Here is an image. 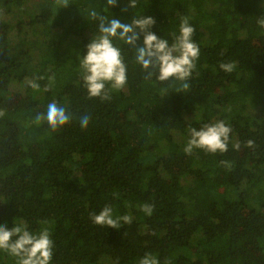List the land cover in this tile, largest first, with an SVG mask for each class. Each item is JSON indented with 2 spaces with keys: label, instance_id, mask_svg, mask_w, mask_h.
<instances>
[{
  "label": "trees",
  "instance_id": "16d2710c",
  "mask_svg": "<svg viewBox=\"0 0 264 264\" xmlns=\"http://www.w3.org/2000/svg\"><path fill=\"white\" fill-rule=\"evenodd\" d=\"M128 3L0 0V225L48 227L51 264H139L146 253L159 264H264V0H137L122 11ZM93 9L124 23L152 17L169 45L187 17L200 49L189 88L146 79L134 49L114 40L127 83L90 98L81 65L99 35ZM53 100L71 116L57 132L35 123ZM217 120L232 128L228 151L185 154L188 129ZM105 205L132 222L95 225ZM0 264L16 258L0 250Z\"/></svg>",
  "mask_w": 264,
  "mask_h": 264
},
{
  "label": "clouds",
  "instance_id": "9594fccd",
  "mask_svg": "<svg viewBox=\"0 0 264 264\" xmlns=\"http://www.w3.org/2000/svg\"><path fill=\"white\" fill-rule=\"evenodd\" d=\"M57 3L67 7L68 0H57ZM118 6V0H106V7ZM137 0H129L122 11L128 8L135 9ZM93 20H98V33L96 39L87 45L86 55L82 60V79L90 98H100L102 101L111 99L110 91H120L127 83V65L121 56V50L114 45V40L131 46L135 51V61L141 66L146 79L153 75L161 81L175 79L182 82V88L188 89L187 80L191 77L196 68V61L200 57L198 44L193 40L195 29L190 25L187 17L181 18L179 35L169 45L165 39L158 38L151 28L155 25L152 17L135 16L130 23L121 22L117 18H107L95 9L89 13ZM258 25L264 28V18L258 20ZM141 36L142 46L138 45ZM220 69L231 73L235 69L234 63H221ZM155 69V72L153 71ZM28 85L39 90V84L35 79L28 80ZM106 84H110V91H106ZM48 89L46 88L45 91ZM4 113L0 111V116ZM46 118L47 124L52 132H57L71 122V116L66 109L60 106L55 100L47 105L46 117L38 114L35 123L39 125ZM90 123V116L84 114L79 119L81 129H87ZM190 138L184 147V152L191 155L194 150H203L210 154H224L228 151L230 143L231 126L224 120H217L215 123L204 124L199 130L189 128ZM243 147L254 148L252 140H247ZM233 148L239 150L240 144H234ZM222 163L228 165L227 161ZM140 210L151 216L154 211L152 204H142ZM111 206L105 205L98 214H92L91 220L95 225L112 229H119L122 224H130V215L114 216ZM0 250H3L16 258V264H51L54 255V241L50 236L48 227L42 228L39 232L33 233L23 225H15L10 230L7 225H0ZM139 264H159L157 257L146 253L139 260Z\"/></svg>",
  "mask_w": 264,
  "mask_h": 264
},
{
  "label": "rangeland",
  "instance_id": "374dc122",
  "mask_svg": "<svg viewBox=\"0 0 264 264\" xmlns=\"http://www.w3.org/2000/svg\"><path fill=\"white\" fill-rule=\"evenodd\" d=\"M247 253H250V250H246V254H247Z\"/></svg>",
  "mask_w": 264,
  "mask_h": 264
}]
</instances>
